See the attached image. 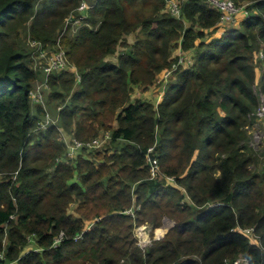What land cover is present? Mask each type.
<instances>
[{"label":"trees","instance_id":"obj_1","mask_svg":"<svg viewBox=\"0 0 264 264\" xmlns=\"http://www.w3.org/2000/svg\"><path fill=\"white\" fill-rule=\"evenodd\" d=\"M82 1L85 20L68 25ZM234 1H245L248 16L217 36L221 12L208 0H183L179 16L168 0H0V254L8 263L242 256L264 264V166L252 170L242 144L261 105L257 84L264 94V0ZM34 40L46 49L60 40L77 73L47 76L33 66ZM179 48L194 53L193 63L175 70L161 102L133 100L135 87L147 90L173 67ZM45 80L44 104L34 102L30 91ZM46 112L56 123L40 131ZM60 129L82 141L109 131L110 144L65 160ZM165 216L175 225L141 249L134 228L160 227ZM31 243L36 249L25 251Z\"/></svg>","mask_w":264,"mask_h":264},{"label":"built area","instance_id":"obj_2","mask_svg":"<svg viewBox=\"0 0 264 264\" xmlns=\"http://www.w3.org/2000/svg\"><path fill=\"white\" fill-rule=\"evenodd\" d=\"M182 1L183 0H168L166 4L167 10H169L176 16H179ZM208 2L213 8L221 12V20L219 22L221 31L226 29V27H230L232 25L234 26L240 23L242 19L238 16L239 13H241L243 19L248 16V11L246 10V8L244 6H238L234 0H208ZM88 9L89 6L86 1H82L78 8L80 14L78 16L71 15L70 17H68V25H79L82 21L85 20L86 12ZM30 46L33 49V55L36 65L41 66L47 76L54 71L68 70L70 68L71 64L68 61L66 51L60 44V40H57L54 48L52 49H46L42 42L36 40L31 41ZM178 56V61L173 65L172 68L164 70L160 73L161 77L158 79V83H161L162 85H167L170 79L174 76L175 70L179 66H188L192 64L193 57L190 59L189 62H187V54L185 52H181L180 54H178ZM260 56L263 57L262 52L260 53ZM46 89L50 90L47 80L38 84L35 88L31 89L30 96L34 100V102L44 104V90ZM263 96L260 98V107L257 109L256 112H253L250 116L258 117L259 114L264 116ZM52 123H56V120L48 112H46L45 118L40 121L38 125V129L40 131L46 130ZM62 135L67 145V154L64 157L65 160H69L71 158L76 157L79 151L81 152L84 150L91 151L96 149H102L111 140V133L109 131L102 132L99 136L86 141H82L73 136H71V139L68 141L63 131ZM153 150L154 146L150 147L147 153V159L151 163L150 171L152 176H154L159 169L158 164L153 163L151 160L150 153L153 152ZM166 180L169 184L174 183V179L171 177H167ZM243 232L250 236L253 235V229L251 228L244 229ZM64 236V232H61L58 238L55 239V243H60L64 239ZM0 264H10L6 261V256L4 253L0 254ZM224 264H248V262L246 258L240 256L233 262L226 260Z\"/></svg>","mask_w":264,"mask_h":264},{"label":"rangeland","instance_id":"obj_3","mask_svg":"<svg viewBox=\"0 0 264 264\" xmlns=\"http://www.w3.org/2000/svg\"><path fill=\"white\" fill-rule=\"evenodd\" d=\"M244 3H245V1H243L242 5H240V6H244L246 8V5H243ZM240 18H241V16H240ZM134 35L135 34H132L128 37V42H132L134 40ZM27 43H28L29 47L31 48V46H30L31 43H29L28 41H27ZM120 49H122V47H120ZM180 53L181 52H178V54H180ZM32 55H33V53H32ZM191 58H192V53H187L186 61L189 62ZM33 61H34V63H33V66H34L35 65L34 55H33ZM192 63H193V61H192ZM160 77H161V75L159 74L158 79ZM257 77H260L259 71L257 73ZM172 78H174V76ZM158 79H157V81H158ZM157 81L155 84H153V87H155V89H158V87H161V83H158ZM257 81H258V78H257ZM148 89L149 88H147V90ZM162 90H164V88ZM255 91L259 95L260 98L264 95L262 90H261V87L258 84L255 87ZM156 93H158V92H156ZM50 110H49V112L51 114L52 111H50ZM245 130L247 131L248 135H247V139L244 140L242 142V144L248 145L250 147L249 150H251V152L253 153V156L255 158V160L251 164V169L255 170V171H259L264 166V116L259 114L258 117H254L251 124H249L245 127ZM66 138L69 141L71 139V136L66 135ZM244 148L247 149L245 146H244ZM104 149H106V148H104ZM96 150L101 151L102 149H96ZM249 150L247 149L246 151L250 152ZM102 151L104 152V150H102ZM86 153H88V152H86ZM95 153H93V154H95ZM185 201L190 202V199L188 197H186ZM77 207H78L77 203H72L69 207V212L77 215ZM92 222H93V220H88V221H86V225L88 226ZM173 225H175V221L173 219L165 216L163 218V222H162L160 227L153 228V225L151 223L140 224L134 228V235L137 238V242H138L139 246L141 247V249H146L149 245L152 244L153 240H158V239L164 238L165 235L168 233V231L172 228ZM163 230L165 231V233H163L164 232ZM252 239H253V242H256V240H257L254 237ZM31 249L32 250L36 249V246L33 243H31L26 248L25 251H28ZM14 264H16V263H14ZM71 264H76V263L73 262Z\"/></svg>","mask_w":264,"mask_h":264},{"label":"crops","instance_id":"obj_4","mask_svg":"<svg viewBox=\"0 0 264 264\" xmlns=\"http://www.w3.org/2000/svg\"><path fill=\"white\" fill-rule=\"evenodd\" d=\"M238 16L239 17L241 16V19H243L241 13H239ZM221 34H222V31H218L216 33L217 36H220ZM178 50L176 52V55H178V52H182L180 48ZM190 53H192V57H193L194 53L193 52H190ZM109 59L115 62V61H117V55L111 56V57H109ZM68 70L72 71L73 73H77L76 67H74V66L70 65V68ZM165 86L166 85L161 84V87H158V89H155V87L150 86L148 90H145L142 87L141 88L135 87V92L132 95V99L134 100L136 98H143V99L151 101L152 103H154L157 106L163 98V95L165 92ZM163 88H164V90H162ZM47 91H48V89H47ZM156 92H158V93H156ZM81 153H82V151L81 152L79 151L77 155H79Z\"/></svg>","mask_w":264,"mask_h":264},{"label":"water","instance_id":"obj_5","mask_svg":"<svg viewBox=\"0 0 264 264\" xmlns=\"http://www.w3.org/2000/svg\"><path fill=\"white\" fill-rule=\"evenodd\" d=\"M173 226H174V225H173ZM173 226H172V227H173Z\"/></svg>","mask_w":264,"mask_h":264}]
</instances>
